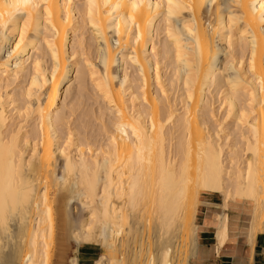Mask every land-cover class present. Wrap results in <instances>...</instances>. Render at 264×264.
Returning a JSON list of instances; mask_svg holds the SVG:
<instances>
[{
	"label": "bare ground",
	"instance_id": "1",
	"mask_svg": "<svg viewBox=\"0 0 264 264\" xmlns=\"http://www.w3.org/2000/svg\"><path fill=\"white\" fill-rule=\"evenodd\" d=\"M230 1L225 10L222 0H172L171 8L169 0H83L80 7L73 0H32L42 7L25 9L10 21L5 16L6 27H0V262L78 264L76 253L65 259L63 252L74 242L75 252L83 243L105 251L93 264H191L202 192L222 196L219 243L227 229L224 210L237 199L250 204L248 241L264 234V0ZM160 16L168 40L163 54L174 67L172 81L182 89L180 110L165 101L169 89L148 48ZM83 23L95 39L98 63L80 59L84 48L81 52L70 42ZM227 49L240 55L238 65L231 58L223 63V70H233L225 77L217 71L218 55ZM120 62L135 66L140 90L131 89L127 74L118 75ZM152 67L163 99L150 89ZM74 71L91 81L113 115L109 141L99 150L71 140L70 132L64 145L59 142L58 125L65 116L58 99L64 90L70 94ZM20 80L25 85L20 83L16 96L8 87ZM212 85L224 91L227 117L238 119L236 141L230 131L218 136L208 129V104L201 108ZM13 113L34 126L28 121L33 127L15 128ZM72 200L88 207L85 216L76 215Z\"/></svg>",
	"mask_w": 264,
	"mask_h": 264
},
{
	"label": "rangeland",
	"instance_id": "2",
	"mask_svg": "<svg viewBox=\"0 0 264 264\" xmlns=\"http://www.w3.org/2000/svg\"><path fill=\"white\" fill-rule=\"evenodd\" d=\"M82 1L83 0H73L74 5H76V7H80L82 5ZM221 4H222L221 8H223L225 10L227 9V6H232V3L230 0H224V1L222 0ZM211 10H209L206 13L207 17L210 16ZM185 14L187 15V12H185L184 15ZM159 18L156 21V24H157L156 27H158V29L154 34L153 41L148 43V48H149V51L151 53H153V54H151L152 62H156L157 71L159 72L161 79L163 81H165L164 84L167 85L166 86L167 89H169V91H167V93H166V96L163 95L164 97H166L165 101L168 102L170 100L168 104L173 105V106L170 105L172 108L180 110L181 102H180L179 98H180V93L182 92L181 91L182 89H181V85L179 84V82L175 81L176 84H175V82H173L174 80H176V76H175L176 74H175V71H173L174 67H173L170 59H168V58L166 59V57H164V54H163L164 47H165L166 42L168 40L165 37V34L163 33V31H161V29H160L161 28L160 26L162 23V22H160L161 16ZM173 20L176 23V25H179V22L176 21L177 19H173ZM83 24H84V26H83ZM83 24H81L82 26L80 25V28L78 30H76L77 32L75 31V33H74L75 35L74 34H73L74 36L72 35L74 38H72V36H70V39H71L70 42L75 41L74 42L75 44L72 43V45H74V46L76 45L75 47L73 46L74 49L80 50V48H81L80 51L82 52V50H83L82 48H84V51H83L84 53H81L83 56L81 55L80 59H85L87 57L86 59L89 58L88 60L91 61L92 63H98V59L94 58L95 57L94 49H95V45H96L95 39H93L90 28L88 27L89 25L86 26L85 23H83ZM78 40H79V42H78ZM152 47H153V49H152ZM69 49L71 50V47ZM4 50L7 51L8 46H6L3 49V52L1 53L3 55H5ZM237 53L238 52H235V55H234V52H232V51L229 52L228 49L220 52L218 55V59H219L218 60V62H219L218 69L219 70H217V71L219 73L222 72L223 75H225V77L228 75H232L233 70L230 68L223 70V65L227 64L228 62H231L230 58L232 60L234 59L233 60L234 63L232 62L233 64L238 65L237 62H238V58H239L240 54L238 53L239 54L238 55ZM232 56H233V58H232ZM241 58H242V63L245 66L246 58H247L246 54L243 55ZM43 61H44L45 65L46 64L49 65V60L47 57H44ZM223 63H225V64H223ZM126 64L127 63H125V62L124 63L120 62L117 65L118 75L122 76L124 73L127 74V76L130 77V79L132 80V83H131L132 88L131 89L136 90V91L140 90V88H139L140 81L137 78L138 77L137 69L135 68L134 65H130V64L126 65ZM75 71H74V74H73V77L71 80L72 90L70 91V94L68 93V95H66L67 93H65V90H64V92L61 93V95L58 99V105L60 107H62V112L64 113V116H65L64 117L65 119L63 118V120H64L63 124L60 123L59 124L60 126L58 125V131H59L58 136H60L59 142H61L62 145H64L65 142L68 140L67 138H69V132H70V135H71L70 137H72V138L75 137L74 139L70 138L71 140L81 142L80 144L82 146H84L85 148H89L92 151L93 150H99V148H101V147L104 148L109 141V137L111 135L110 132L112 129L111 124H110V121L112 118L111 117L112 113H111L109 107L106 105L105 101L100 99L101 97L99 98L96 96L97 93H96L95 89H93L94 86L91 84V81L87 78L84 80L82 79L83 80V82H82L81 79L77 78V76H76L77 74L75 73ZM154 72H155L154 68L151 69V73H152L151 75H153V76L151 77V83H152L151 86L152 87L150 89L152 90V92L155 95H157L159 97V99H163L162 93L159 91L158 87L155 84L156 81L154 82V80H155L153 78ZM20 81H19V84L16 85L17 87L15 86L16 88L12 87V86L8 87V90H11V91L16 90V94H17L16 96H19V91L21 89V87H19L20 83H21V86L25 85L24 80H20ZM171 82L174 84L173 86H171V84H172ZM67 84L68 83H66L64 85V89H65V87L68 86ZM10 87H11V89H9ZM221 90H219V88L217 89L216 86L214 87V85L210 86L205 92L206 94L204 96V99H203L204 102H203L201 109L206 107V105L208 104L205 109H206V111L208 110L207 115H209V118H208L207 126H208V129L210 131L211 130L213 131L211 133L216 132L215 133L216 135L222 136L223 135L222 133L225 134V133L230 131V134L232 133V135L229 137L232 140L234 139V141H236L238 139V137L236 139V136H238V133H239V127H238L239 125L237 126L238 119H237V121H234L236 119V116H235V119L232 116H231L232 118L227 117V110H226L225 104L222 102L223 98H224V94H223L224 91L222 90L223 91L222 92ZM14 94H15V91H14ZM241 98L244 101L243 96H240V100H241ZM243 101H240L241 106L243 104L246 105V103ZM19 103L21 104V103H23V101L18 102V104ZM63 104H64V106H63ZM245 105H243V106H245ZM205 109H203V110L205 111ZM203 110H201V112H203ZM201 112H200V115L203 114ZM101 113H102V115H101ZM103 113H104V115H103ZM13 115H14V113H13ZM13 115H12V120L14 119L13 122L15 124L18 123L17 125H15L11 122L13 124V127H14V125H15V128L18 125H23V126H26V125L29 126L30 125V128L34 126V123L32 120H30V121H31V123H33L32 124L33 126H31V124L29 123L30 122L29 120H28L29 122L28 121L24 122V119L22 117H20V116L18 117L17 114H15L13 117ZM207 115H204L205 117L203 115L202 116L204 119H206V117H208ZM101 116H103V117H101ZM21 118L23 119V121ZM170 126H171V124H169V127L167 126V128H170ZM106 127H108V128H106ZM108 130H110L109 133H108ZM71 131L75 135L72 134ZM172 131H174V129H172ZM175 133H177V132H175ZM175 133H173L174 137L177 135V134L175 135ZM73 135H74V137H73ZM173 140L176 141L175 138ZM173 140H172V142H174ZM232 140L231 141L228 140L227 142H230V144H231L232 142H234ZM63 141H64V143H63ZM78 142H76V143H78ZM70 143L72 144V142H70ZM74 143L75 142H73V144ZM238 145H239V147H242V144H237V148H238ZM237 148H236V151H238V153L240 154L241 152L239 150L240 149L242 150L243 148H238L239 150H237ZM68 149L73 150V145H70V148H68ZM71 153L74 154L75 153L74 150L71 151ZM87 156H88V154H87ZM243 156L245 157L246 154H244ZM218 201H220V199H218ZM78 203H77V201L72 200L71 207L72 208L75 207L74 212H76L77 216H79V217H80V215L85 216V214H87V212L89 211L88 207L87 208L83 207ZM244 213H245V211H244ZM71 243L68 244V247L67 246L65 247L66 251L63 249V252H65V254H66L65 255L63 253L64 256H66L65 259H67V257L68 258L71 257L74 253H76V255L80 256L81 251H82L81 249L86 247V246H92L94 248V254L91 256V259L89 260V264H93L94 261L96 260V258L101 253H105V251H103L99 245H96L93 243H89V244L83 243L80 246H78V248L75 252L74 250L76 249V245L74 242H71ZM83 264H87V263H83Z\"/></svg>",
	"mask_w": 264,
	"mask_h": 264
},
{
	"label": "crops",
	"instance_id": "3",
	"mask_svg": "<svg viewBox=\"0 0 264 264\" xmlns=\"http://www.w3.org/2000/svg\"><path fill=\"white\" fill-rule=\"evenodd\" d=\"M199 198L202 202L198 204L195 216V222L198 224L196 251L191 263L264 264V234H257L253 244L248 241L246 235V221L251 213L250 204L244 200L239 201V199L229 203L227 209L224 210L227 215L225 238L222 243H219L216 235L218 231L216 216L221 211L222 196L214 192H202ZM81 250V255H77L78 264H89L94 248L86 246Z\"/></svg>",
	"mask_w": 264,
	"mask_h": 264
},
{
	"label": "snow or ice",
	"instance_id": "4",
	"mask_svg": "<svg viewBox=\"0 0 264 264\" xmlns=\"http://www.w3.org/2000/svg\"><path fill=\"white\" fill-rule=\"evenodd\" d=\"M172 0H169V5L171 8ZM42 7V4L40 3H33L32 0H14V2L9 3L8 0H0V27H6L7 22L5 21V16L8 17V20L10 21L14 16H16L18 13H24L25 9L29 8H35L40 9ZM253 10L255 11V5L251 6ZM30 15V13H26ZM231 19V17H230ZM260 19L262 25H264V3L260 4ZM25 25H27V21H25ZM262 33H264V27L261 29ZM21 40H23L24 33L20 32ZM17 48L20 47L19 44L16 45ZM243 115V114H242ZM118 127H124L123 125H120ZM251 165L249 166V175L251 176ZM69 175H72L71 172L68 173ZM252 191L254 193V186L252 188ZM0 264H7V262H0Z\"/></svg>",
	"mask_w": 264,
	"mask_h": 264
}]
</instances>
